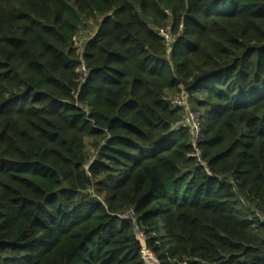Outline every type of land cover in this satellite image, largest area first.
Listing matches in <instances>:
<instances>
[{
  "label": "trees",
  "instance_id": "1",
  "mask_svg": "<svg viewBox=\"0 0 264 264\" xmlns=\"http://www.w3.org/2000/svg\"><path fill=\"white\" fill-rule=\"evenodd\" d=\"M139 236L264 264V0H0V264H145Z\"/></svg>",
  "mask_w": 264,
  "mask_h": 264
},
{
  "label": "built area",
  "instance_id": "2",
  "mask_svg": "<svg viewBox=\"0 0 264 264\" xmlns=\"http://www.w3.org/2000/svg\"><path fill=\"white\" fill-rule=\"evenodd\" d=\"M160 34H161L162 38L167 43L170 42L171 37H170V33H169L168 29L160 30ZM79 74L81 76H83V77L86 76V70H85L84 66H82L79 69ZM167 102L170 103L172 106L179 107L180 110H182V112H183V120H184L183 123L187 127V129L189 130L190 134L192 135V137H193V145H195L196 141L199 138L200 128H201V116H200V114L196 113V112H194V111H192L190 109L188 98H187V96L184 93H182L180 96H177L175 98H168ZM194 156L197 157V158L199 157V154H198L197 150H195ZM121 218H127V219H130V220H134L133 212L129 211L127 214H125ZM138 240L140 241L141 246H142V258H143V260H144V262L146 264L145 260H146L147 257H151V258H154V257L146 249L144 240L140 236L138 237Z\"/></svg>",
  "mask_w": 264,
  "mask_h": 264
},
{
  "label": "rangeland",
  "instance_id": "3",
  "mask_svg": "<svg viewBox=\"0 0 264 264\" xmlns=\"http://www.w3.org/2000/svg\"><path fill=\"white\" fill-rule=\"evenodd\" d=\"M97 30V24H94V23H88L87 24V27L85 30H82L76 40H75V47L77 48V51H81L84 43L89 39L91 38L94 33L96 32Z\"/></svg>",
  "mask_w": 264,
  "mask_h": 264
},
{
  "label": "bare ground",
  "instance_id": "4",
  "mask_svg": "<svg viewBox=\"0 0 264 264\" xmlns=\"http://www.w3.org/2000/svg\"><path fill=\"white\" fill-rule=\"evenodd\" d=\"M151 260H152L153 264H157L156 261L153 258H151Z\"/></svg>",
  "mask_w": 264,
  "mask_h": 264
},
{
  "label": "water",
  "instance_id": "5",
  "mask_svg": "<svg viewBox=\"0 0 264 264\" xmlns=\"http://www.w3.org/2000/svg\"><path fill=\"white\" fill-rule=\"evenodd\" d=\"M154 259V258H153ZM155 261H156V263L158 264V262H157V260L156 259H154Z\"/></svg>",
  "mask_w": 264,
  "mask_h": 264
}]
</instances>
